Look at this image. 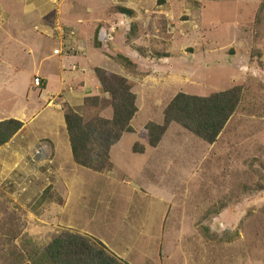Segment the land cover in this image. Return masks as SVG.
Wrapping results in <instances>:
<instances>
[{
  "label": "rangeland",
  "instance_id": "rangeland-1",
  "mask_svg": "<svg viewBox=\"0 0 264 264\" xmlns=\"http://www.w3.org/2000/svg\"><path fill=\"white\" fill-rule=\"evenodd\" d=\"M54 2L0 0V120L30 123L0 149V264H32L29 254L65 230L130 264H264V0H58L60 40L76 41L64 57L52 54ZM39 13L51 31L39 27ZM60 64L70 79L56 95ZM95 67L124 77L137 106L133 132L111 146L112 167L102 172L72 161L63 121L67 106L85 121L112 117L108 96L85 90ZM236 85L240 104L214 143L173 122L157 146L147 143L146 124H161L178 92Z\"/></svg>",
  "mask_w": 264,
  "mask_h": 264
},
{
  "label": "trees",
  "instance_id": "trees-1",
  "mask_svg": "<svg viewBox=\"0 0 264 264\" xmlns=\"http://www.w3.org/2000/svg\"><path fill=\"white\" fill-rule=\"evenodd\" d=\"M116 12L127 17L134 16V11L125 7H118ZM136 23L140 27V22ZM93 44L96 48H101L96 34ZM135 50L139 52L138 49ZM154 54L161 57L157 51H154ZM114 60L130 70H137L139 67L122 53H117ZM93 71L98 79L100 94H106L110 100L112 117L109 119L95 116L85 121L73 108L67 106L63 113V121L72 161L80 167L102 172L112 167L109 161L111 146L123 133L133 132L130 122L137 112V106L136 96L124 77L101 67H95ZM97 98L91 97L90 100L96 101ZM241 98L240 85L207 96L178 92L165 107L162 123L146 124L147 143L152 147L157 146L173 122L202 141L212 144L236 111ZM23 126L24 123L15 118L0 120V147L21 133ZM133 150L142 152L143 147L136 149L135 144ZM29 256L32 264H130L110 252L102 241L71 230L57 234L42 251H33Z\"/></svg>",
  "mask_w": 264,
  "mask_h": 264
},
{
  "label": "crops",
  "instance_id": "crops-1",
  "mask_svg": "<svg viewBox=\"0 0 264 264\" xmlns=\"http://www.w3.org/2000/svg\"><path fill=\"white\" fill-rule=\"evenodd\" d=\"M52 1V0H51ZM58 0H55V2H54V6H53V10H54V13H52V17L51 18H54V23L57 21H62V19H61V14L59 15V16H57L56 15V11H55V9H57V11H59V10H61L62 9V3L59 5L58 3ZM57 6V7H56ZM61 12V11H60ZM55 14V15H54ZM39 16H40V20L38 21L39 22V27H41V29H43L44 31H51L52 30V28H48L49 26H48V24H49V22H48V20H47V18L45 17V14L44 13H39ZM56 17H58V18H56ZM93 22V21H92ZM61 25V23L60 22H58L57 24H56V27L54 28L55 30H57V28H58V26L62 29V27L60 26ZM59 30H57V32H58ZM60 32V31H59ZM57 33L58 34V39H56L55 41H57L58 42V47H60L63 43L64 44H66L67 42H68V44H69V46L71 45L72 47H70V48H72L73 49V47L74 46H76L75 44H72V42L73 43H76V41H74V40H72V41H61L60 39H59V36L61 35V32L60 33ZM54 49V48H53ZM71 50V49H70ZM53 51V50H52ZM70 53V51H68L67 53H65V54H63L64 56H67L68 54ZM53 54V53H52ZM53 55H55V54H53ZM63 55H58V56H63ZM57 56V55H56ZM63 56V57H64ZM88 56V57H87ZM86 58L87 59H89V55H88V53L86 52ZM86 60V59H85ZM58 75H57V79H58V83H59V86H58V89H57V91L55 92V94L56 95H59V94H62V92L64 91L65 92V90H66V88H67V86L69 85V83H68V79H70V78H68V74H69V72H67L65 69H64V67L62 66V64H60L59 66H58ZM37 76H40L41 78H42V80H44V87L41 89L43 92H47V88H48V77L45 75V73L43 72H37V73H35ZM93 74H94V71H90L89 73L88 72H86L85 73V75H84V82H85V90H86V92L88 91V95H90V92H93L92 94H94L95 95V93L96 92H99V89H98V85H99V83H98V79H97V77L95 76V78L96 79H94L93 78ZM95 75V74H94ZM33 88H35V89H37V87H35L34 85H33ZM84 90V91H85ZM53 94L54 93H51V96L53 97ZM99 94H100V92H99ZM101 95V94H100ZM50 96V97H51ZM48 97H49V95H46V100L48 101ZM62 102H68V100H66V98H63L62 99ZM57 106H59V104H57ZM47 108V107H46ZM49 108V107H48ZM51 109H53L54 110V107H51ZM36 117V116H35ZM35 117L33 118V119H35ZM22 121V120H21ZM23 122V121H22ZM24 123V122H23ZM33 125V124H32ZM30 126V123H24V126H23V128H27V130L29 131V127ZM21 134V133H20ZM19 134V135H20ZM19 135H17V136H19ZM27 136H24V140L25 141H23V142H25V143H29V136L26 138ZM16 138V137H15ZM14 142V138L9 142V143H7V144H5V145H3V146H1L0 147V149L1 148H8L9 147V145L11 144V143H13ZM48 142V141H47ZM30 145H31V143H30Z\"/></svg>",
  "mask_w": 264,
  "mask_h": 264
},
{
  "label": "built area",
  "instance_id": "built-area-1",
  "mask_svg": "<svg viewBox=\"0 0 264 264\" xmlns=\"http://www.w3.org/2000/svg\"><path fill=\"white\" fill-rule=\"evenodd\" d=\"M57 30H59L61 32V35H62L63 29H61L58 26ZM61 35H60L59 39H61ZM70 35H71V32H70ZM68 50H69L68 43L67 44L63 43L60 47L54 48L52 53L55 54V55H63L65 53H67ZM33 85L35 87H39L41 85V79L39 77H35L33 79ZM41 152H42L41 151V147L40 146L36 147L34 152H33V155L31 156V161H35L36 159H38L41 156ZM25 161L28 162L26 159H25ZM21 190H22V192H24L26 190V188H22Z\"/></svg>",
  "mask_w": 264,
  "mask_h": 264
}]
</instances>
